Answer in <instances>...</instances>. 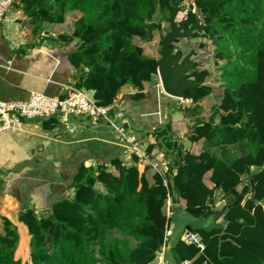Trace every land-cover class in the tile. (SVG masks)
Masks as SVG:
<instances>
[{
  "label": "trees",
  "instance_id": "1",
  "mask_svg": "<svg viewBox=\"0 0 264 264\" xmlns=\"http://www.w3.org/2000/svg\"><path fill=\"white\" fill-rule=\"evenodd\" d=\"M181 2L20 0L19 8L33 30L63 24L72 12L80 14L74 33L55 39L76 44L68 56L79 71L76 87L93 91L98 105L110 107L126 86L138 91L136 98H144V84L158 77V62L137 41L152 42L162 28L156 17H169ZM186 15L185 29L200 18L205 26L201 35L215 46V58L225 62L220 124L197 125L190 139H205L207 150L197 156L175 147L178 161L170 164L167 185L157 174L149 185L136 156L131 166L111 161L118 176L105 165L94 173L82 167L79 179L88 177L74 182L73 198L52 200L44 217L34 209L20 214L31 236V264H152L167 244L168 198L185 200L186 210L200 216L212 213L217 192L233 199L226 203L224 230L198 231L205 257L213 264H264V0H193ZM208 75L193 73L200 87L187 90L189 100L197 103L210 95L203 85ZM43 123L48 129L60 125L56 118ZM215 146L220 153L212 152ZM208 172L212 190L203 181ZM99 183L104 194L96 190ZM3 229L0 264H22L15 258L17 227L5 219ZM199 252L196 245L181 241L174 251L176 262L194 260Z\"/></svg>",
  "mask_w": 264,
  "mask_h": 264
},
{
  "label": "crops",
  "instance_id": "2",
  "mask_svg": "<svg viewBox=\"0 0 264 264\" xmlns=\"http://www.w3.org/2000/svg\"><path fill=\"white\" fill-rule=\"evenodd\" d=\"M79 18L78 12H72L63 24L33 30L19 8V2L13 6L0 25V102L28 101L32 93L63 98L67 86L76 87L79 71L68 60L69 53L73 52L76 44H64L55 38L60 35L71 36ZM72 21L71 31L64 32L59 28ZM201 38L207 39L200 37L199 42ZM137 44L147 57L160 59L162 44L159 32L155 33L152 42L138 40ZM202 44L204 43L199 45V50H194V60L198 62V66L189 75L193 78L195 72H208L203 85L211 89L209 96L197 103L189 99L182 101L172 98L164 93L158 77H155L153 82L144 84V98H136L138 91L126 86L114 103L125 117L133 121L137 130L148 131L147 136L138 138L151 156L158 161L166 160L172 166L178 161L175 147L197 156L207 150L205 139L190 141L193 130L203 123L219 125L223 114L219 107L225 86L222 74L225 63L219 61L217 66L222 74L221 81L218 82L217 78L212 77L211 65L207 60L214 55L215 46L205 45L201 48ZM84 70L87 71L86 68ZM85 91L94 97L93 91ZM75 119L93 125L102 124L88 118ZM46 120L48 119L24 121L20 130H12L0 136V233H4L5 219L17 227L20 239L15 258L21 260L22 264H31V236L26 225L19 221L24 209H34L40 217H44L53 204L52 200L73 198L74 182L88 177L86 173L79 179L82 167L94 173L105 165L109 172L118 176L119 172L111 161L119 160L125 166L133 165V157L123 154L119 136L113 129H94L63 123L54 129H48L43 123ZM163 131L166 132L160 136ZM160 139H163V143ZM211 150L213 153H220L216 146ZM138 169L149 185L155 184L156 173L150 167L138 166ZM211 176L212 172H208L203 180L210 190L215 188ZM96 190L105 193L100 183L96 185ZM232 199L233 196H223L221 192H217L216 203L211 206L212 213L224 210L217 223H225L226 203ZM178 203L186 209L185 200L179 199L174 203L172 197H169L165 207L166 214L172 215ZM22 241L24 245L19 253ZM174 251L159 253L152 264H179ZM197 258L208 259L204 253L199 252L194 260L186 262L193 264Z\"/></svg>",
  "mask_w": 264,
  "mask_h": 264
},
{
  "label": "built area",
  "instance_id": "3",
  "mask_svg": "<svg viewBox=\"0 0 264 264\" xmlns=\"http://www.w3.org/2000/svg\"><path fill=\"white\" fill-rule=\"evenodd\" d=\"M20 0H0V25L5 20L7 13ZM66 95L63 98L51 97L42 93H32L28 101L8 100L0 102V136L12 130H20L24 121L44 120L56 118L62 123H66L70 117L88 118L96 122L104 123L112 127L119 136L120 144L124 149L126 157L138 158V166L150 167L157 175L161 176L165 185L168 184L167 174L170 170V163L166 160L158 161L144 148L138 136L128 127L124 121L125 115L116 106L103 107L98 105L94 97L82 89L72 85L66 87ZM123 121L122 123H120ZM130 132V133H129ZM170 218L171 213H168ZM171 232V227L167 236ZM182 241L187 244L196 245L200 252L205 251V244L202 236L197 232L189 231L182 237ZM168 242V239H167ZM167 244L162 249V254L166 253ZM183 264H189L184 262ZM200 264H213L208 259Z\"/></svg>",
  "mask_w": 264,
  "mask_h": 264
},
{
  "label": "water",
  "instance_id": "4",
  "mask_svg": "<svg viewBox=\"0 0 264 264\" xmlns=\"http://www.w3.org/2000/svg\"><path fill=\"white\" fill-rule=\"evenodd\" d=\"M175 10L165 18L166 22L170 25V31L161 38V51L160 59L158 62V79L162 90L168 96L187 101V90H193L200 87L197 81L190 77L189 72L198 66V62L194 60L195 51H191L188 54H184L181 50L174 49V42L179 39H185L192 37L198 30L204 29L205 26L201 23L200 18H197L196 22L189 28L185 29L184 22L180 26L178 18L181 13L179 3H175ZM129 127L137 136H145L148 131H139L135 127L133 121L125 117ZM121 121L120 123H122ZM68 125L87 126L94 129L108 128L112 129L107 124L93 125L90 122L77 120L70 117L67 121ZM163 143V139H160ZM178 199V197H177ZM224 210L221 213H211L205 211L200 216H194L188 210L182 208L179 203L175 205L174 212L170 216L171 224L173 228L169 234L167 242V250L173 253L176 246L182 241V237L189 231L197 232L202 231L205 234H209L212 230H224L225 223H217V221L223 216Z\"/></svg>",
  "mask_w": 264,
  "mask_h": 264
},
{
  "label": "rangeland",
  "instance_id": "5",
  "mask_svg": "<svg viewBox=\"0 0 264 264\" xmlns=\"http://www.w3.org/2000/svg\"><path fill=\"white\" fill-rule=\"evenodd\" d=\"M192 1L193 0H182V2L180 3L181 13H180L179 18H178V23H179L180 26L182 25V22H184L186 20V17H187L186 14H187V11L189 10V7H190ZM156 20L161 23V27L162 28L159 31V36L162 38L170 31V25H169V23L166 22L165 19L161 18V16H157ZM72 26H73V21H72V23L65 24L63 27L61 26L59 28L62 31L66 32V31H71L72 30ZM196 32L199 33L198 37H189V38H185V39H179L176 42H174V49L175 50H181L185 54H188V52L190 53L191 51L199 50V48H200L199 45L201 43H204L203 45H209V46L212 45V46H214L213 43L210 42V40H208V39L203 40L201 38V42H199L198 38H200V37L204 38V36H202L203 33L201 35V32L199 30L196 31ZM207 60H208L209 64L211 65L212 77L214 79L217 78L216 81H218V82L221 81L220 78L222 77V74L220 73L219 67H217V66H219V61L220 60H217L214 55H212V57H210ZM59 122L62 123L61 121H59ZM63 124H67V122L63 123ZM169 219L171 220V218H169ZM171 230H172V228H171Z\"/></svg>",
  "mask_w": 264,
  "mask_h": 264
}]
</instances>
